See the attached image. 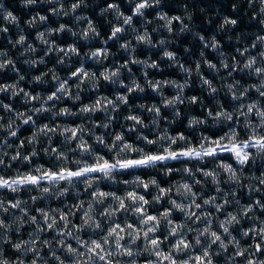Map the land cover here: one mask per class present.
<instances>
[{
    "label": "clouds",
    "instance_id": "9594fccd",
    "mask_svg": "<svg viewBox=\"0 0 264 264\" xmlns=\"http://www.w3.org/2000/svg\"><path fill=\"white\" fill-rule=\"evenodd\" d=\"M0 264H264V0H0Z\"/></svg>",
    "mask_w": 264,
    "mask_h": 264
}]
</instances>
